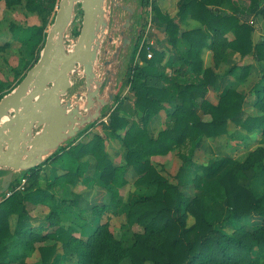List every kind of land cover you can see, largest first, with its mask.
Wrapping results in <instances>:
<instances>
[{"label": "trees", "instance_id": "trees-1", "mask_svg": "<svg viewBox=\"0 0 264 264\" xmlns=\"http://www.w3.org/2000/svg\"><path fill=\"white\" fill-rule=\"evenodd\" d=\"M0 2L26 16L30 13L49 16L56 14L60 0ZM146 4L152 6L168 42L176 49L175 73L165 74L161 68L164 51L148 43L141 46L140 32L132 33V26L127 28L126 34L132 38V43L122 55L129 60L124 67L120 65L124 61L122 58L113 64L117 91L110 106H115L109 113L106 109L109 106L104 108L101 117L77 134L81 135L108 116L110 132L122 140L125 164L114 165L106 149V140L95 134L86 143L73 140L63 145L42 164L24 171L28 177L26 188L9 196L5 193L0 199V264H25L16 262L20 254L11 255V250L30 252L36 247L41 253L38 264H51L60 247L65 250L63 264H122L126 259H129L127 264H264V146L252 150L244 160L221 157L202 166V171L193 177V196L184 195L180 185L171 182L152 163L153 156L188 147L199 137L215 138L228 133L230 121L247 133L259 131L264 137V40L253 42L254 27L241 19L240 7L234 0H190L180 6L175 17L162 12L156 0H140L139 8ZM248 12L264 17V0H250ZM188 16L201 25L182 30L180 23ZM135 21L141 23L138 14ZM42 29L40 25L17 23L4 17L0 19V44L24 42L26 49L36 55L30 69L39 60L45 45L48 31ZM228 34H232V38L229 39ZM206 45L213 50L217 65L226 59L228 49L242 58L252 55L263 63L262 77L252 89L256 96L255 106L263 111L262 114H247L244 111L247 95L236 88H229L217 103L206 99V93L216 87L218 80L213 68H203L201 53ZM151 48L154 52L149 57ZM138 56L142 64L137 61ZM249 70V65L236 63L228 73H241L238 76L245 79ZM120 82L130 87L131 93L125 97L134 99L133 119H128L119 105ZM172 100L176 102L171 113L173 124L156 137L151 136L147 130L150 119L159 113L165 102ZM207 114L211 116L209 120L204 119ZM88 154L95 158L96 170L110 202L117 200L120 188L126 183L129 166L138 173L137 183L155 186L153 193L141 196L129 206L128 224L141 228L134 232L131 241L116 237L109 224L102 221L106 202L92 208L98 217L94 227L87 225L86 217L81 223L66 225L60 214L37 218L30 213V203L38 205L54 196L48 188L37 184L45 167L58 160L74 161V171L57 173L52 170L53 180L49 184H61L64 193H69L70 185L80 180L83 165L80 160ZM179 154L186 163L180 173H185L195 164L184 150ZM248 172H252L251 176ZM17 184L12 183L11 188ZM70 193L61 197L60 206L71 209L79 206L82 193ZM13 214L17 215L14 231L10 228ZM189 214L194 217L190 225L187 222ZM50 241L55 243L48 244Z\"/></svg>", "mask_w": 264, "mask_h": 264}, {"label": "rangeland", "instance_id": "rangeland-1", "mask_svg": "<svg viewBox=\"0 0 264 264\" xmlns=\"http://www.w3.org/2000/svg\"><path fill=\"white\" fill-rule=\"evenodd\" d=\"M150 1L153 2L154 0ZM187 1L190 0H156L162 12L168 14L170 17H175L180 9V6ZM130 2L138 7L140 5V0H121L122 4ZM234 2L240 7L239 15L241 16V19L250 22L254 27L252 37L253 42H261L262 37H264V17L260 14L254 15L248 12L250 0H244L243 4L241 0H234ZM160 3L164 4L163 8L161 7ZM150 4H146L144 7L140 6V10H137V14L140 13L141 18V27L139 31L141 43L143 40H146L147 43L151 45L150 47L164 51L165 55L163 61L161 62V68L165 74L175 73L173 68L175 67L173 66V57H178L176 49L173 48V46L168 42L167 34L163 30L162 25L158 22L159 19L157 18L155 11ZM76 12L78 13V19L75 20L73 24H71L67 31L73 37H77V32H79L82 27L83 10L80 4L76 5ZM55 15L56 14H51L48 16L45 13H30L28 16H26L22 13V11L10 10L8 7H6L4 2H0V19L5 17L9 21L11 20L17 23L28 22L29 25H40L43 28V32H47L49 30L50 26L55 20ZM125 16V12H122L120 17H122V20H124ZM190 19H192L193 22H191ZM180 24L182 30L198 27L201 25V23L192 16H188L185 21H182ZM136 29L137 26L133 25L132 30L134 31L132 33H135ZM158 30H162V32L165 33V38L157 36L159 35ZM209 35H211V33H209ZM230 35H227L229 39ZM67 43L69 42L66 41V44ZM26 48V44L22 41L16 42L14 44H0V97L16 87L20 81L19 79H21L26 74L31 64L35 61L36 55H33ZM206 48L210 49L212 54L207 51ZM153 50L154 49L151 48L149 51L153 53ZM227 52L226 59L222 60L219 65H217L214 52L210 46L206 45V47L202 50L201 57L203 60V68H213V70L218 74L217 85L214 89L211 88L206 93V99L212 103H217L220 96L224 94L229 88H236L247 95V99L244 104V111L252 116L262 114L263 111L255 106L256 96L254 93L249 95L248 91L256 81L261 79L262 71L260 69L263 63L260 61V65L259 63H253L255 69L252 70L253 64L252 66L250 64L244 65L242 64L243 59H239L236 54L231 52V49H228ZM121 58L124 61L120 65L124 67L129 59L128 56L124 54L121 56ZM137 61H139L141 64L143 63L140 58H138ZM236 63L242 66H250V70L245 79H241L238 76L241 73H228L229 69ZM258 65L260 67L257 69ZM163 66H165V69H163ZM79 76L80 75H75L74 78ZM182 79L184 80V78ZM76 85L77 87L74 90L79 88L78 84ZM118 93L119 96H121L120 104H118L123 107L122 113L125 114L128 119H133L134 99L125 97L126 94L130 95V87L125 83L120 82ZM114 106H109L106 108L107 112L112 111ZM175 107L176 102L174 100L165 102L164 107L159 111V113L150 119L147 125V130L151 136L156 137L161 131L173 124L171 113L175 110ZM210 118V114H207L204 117L205 120H209ZM107 125L108 116L102 118L98 123H96L94 126H91L81 135L69 139L63 145H67L73 140L74 143L75 141L77 142L80 140L86 143L92 139L95 134H100L106 140V149L113 164H125L126 161L123 158L121 152L122 140L121 138L114 137ZM227 128L228 133L226 134H222L215 138L202 136L199 137L198 140L190 143L188 147L176 149L164 155H155L152 157V163L156 166L157 170L169 178L171 182L179 184L184 195L193 196L195 192L193 177L196 173H198V171H202V166H207L213 160L221 157H232L234 159L244 160L252 150L259 146H264V137H262L263 135L259 131L247 133L232 121L228 123ZM122 134L123 133L121 132L120 135ZM181 150H184V152H186L187 155L191 157L195 164L190 167L189 170L187 169L185 173H180V168L186 164L181 160L179 154ZM80 161L83 162L80 171V180L76 185H70L69 193H64V188L61 184L51 186H49V184L53 180L52 170L58 171L57 173H64L68 169L74 171L76 169L74 161L68 162L65 160H58L55 163L45 167V170H43L37 184L41 185L43 188H48L49 191L54 194V196L48 198L44 202L39 203L38 205L29 204L31 215L33 217L41 218L47 217L50 214H60L62 217V223L66 225L71 222L81 223L83 217H86V220L88 221L87 225L94 227L97 224L96 219H98V217L92 212V208L96 204L100 205L106 202L107 208L101 217L102 221L109 224L110 231L113 232L116 237L122 238L125 242L131 241L134 232L140 230L141 228L138 226H130L128 224L127 212L129 206L141 196L153 193L155 191V186L137 183L136 180L138 178V173L133 168V166H129L127 169L128 172L126 174V183L120 188V194L117 200H115V202H110L107 189L103 186L99 178L98 171L96 170V161L94 156L92 154H88L82 157ZM251 174L252 172H248L249 176H251ZM16 176L19 177L20 174H16ZM16 179L19 180V178ZM70 191H80L82 193V198L79 200V206L73 209L64 205L60 206L58 203L62 196L66 194L70 195ZM5 193L6 192L0 195V199L5 196ZM81 209L84 210V212ZM16 219L17 215L13 214V216L10 217L11 229H14ZM187 222L189 225L192 224L194 222V217L189 214ZM47 243L52 244L55 242L50 241ZM19 252L20 256L16 262H23L25 264H38L41 261V253L37 247L30 252L27 250H21ZM64 253L65 250L60 247L57 254L52 259V262L50 263L63 264L64 261L62 259V255H64ZM127 261H129V259L123 261L122 264H127Z\"/></svg>", "mask_w": 264, "mask_h": 264}, {"label": "water", "instance_id": "water-1", "mask_svg": "<svg viewBox=\"0 0 264 264\" xmlns=\"http://www.w3.org/2000/svg\"><path fill=\"white\" fill-rule=\"evenodd\" d=\"M83 10L82 27L74 44H66L67 31L77 18L76 5ZM118 0H60L55 20L50 26L37 63L28 70L22 81L0 99V175L1 192H6L16 179V174L42 164L66 141L77 136L82 126L100 117L101 105L109 104L100 94L103 79L98 65L104 41L113 43L114 33L119 30L122 41L110 53L102 65L106 70V86L114 98L115 70L111 65L119 60L132 38L126 29L132 25L136 5L121 4L129 13L124 23L113 20L118 28H112V7ZM75 75L85 81L86 101L76 100L78 92L68 97ZM98 101L92 115L84 114ZM7 118V119H4Z\"/></svg>", "mask_w": 264, "mask_h": 264}, {"label": "flooded vegetation", "instance_id": "flooded-vegetation-1", "mask_svg": "<svg viewBox=\"0 0 264 264\" xmlns=\"http://www.w3.org/2000/svg\"><path fill=\"white\" fill-rule=\"evenodd\" d=\"M118 2L120 3V5H118L116 7H114V5H113V8H112V16H111L112 17V21H111L110 31H111L112 28H115V27L118 28V25L113 20V16L117 15L118 22L122 24V23H124V20H122V17H120L122 12H125L126 16L129 15L128 11L126 9L122 8L121 0H118ZM135 7H136V9H135V11H134V13L132 15V25L131 26H133V25L137 26L136 34H138V31H140L141 23H137V21H135V20L137 18V10H140V8L138 6H135ZM126 16H125V18H126ZM138 17H140V13H138ZM120 29H121V27H119V30ZM119 30L117 32H115V37H114L115 41L113 43L108 44V37L104 41V44H103V47H102V54L100 55V59H99V62H98V65L100 66L99 74L101 75V77L103 79V82H104L102 87H101L100 94L106 101H109L108 105H105V106L101 105L100 117L102 116L103 112L105 111L104 108L110 106L113 103V101L115 99L116 91H117L115 89V86H114V89H113L114 98L112 100H110L109 93H110L111 89L105 85L106 84L107 75H106V70H105L104 66L102 65V63L108 57V54H105V52H104V49H105L104 47H106L107 44H108L107 48L110 49V53L109 54H111L115 50L117 44L122 41V36L119 34ZM116 38L119 39L120 41L117 40ZM121 55H122V52H121V54L119 56L120 57L119 59H121ZM111 68L114 69L113 64L111 65ZM83 78L84 77L81 76V75L79 77H77V78H74V77L72 78L74 80V84H73L72 88L69 90L68 97L71 96L72 94L76 93V92H82L83 95L77 97L76 100L81 101V102L84 103V101H86L87 92H86V88H85V81H84ZM76 84H78L79 88L74 90L77 87ZM99 105H100V103L98 101H96L95 105L90 110H85V111L83 110L84 114H86V115L94 114L96 112L97 108L99 107ZM91 123H93V122H91ZM91 123H88V124H85L84 126H82L81 130L83 128L89 126Z\"/></svg>", "mask_w": 264, "mask_h": 264}, {"label": "crops", "instance_id": "crops-1", "mask_svg": "<svg viewBox=\"0 0 264 264\" xmlns=\"http://www.w3.org/2000/svg\"><path fill=\"white\" fill-rule=\"evenodd\" d=\"M241 2H242V4L244 3V0H241ZM160 5H161V7L163 8L164 7V4H162V3H160ZM190 21L191 22H193L192 21V19H190ZM158 32H159V35H157V36H160L161 38H165V33L164 32H162V30H158ZM228 35H230V34H228ZM232 35V34H231ZM230 35V38H232V36ZM262 40H264V37H262ZM257 43V42H256ZM206 50L207 51H209L211 54H212V51L210 50V49H208V48H206ZM240 54L239 53H236V56H238L239 57V59L240 58H242L241 56H239ZM243 59V63L242 64H250L251 66H252V64L253 63H259V61H257L256 60V58L255 57H253L252 55H250V56H247V57H244V58H242ZM177 58H176V56H174L173 57V63H176L177 62ZM172 62V61H171ZM259 65H260V63H259ZM257 66V69L260 67V66ZM255 69V66H254V64H253V66H252V70H254ZM260 80V79H259ZM258 80V81H259ZM258 81H256V82H258ZM256 82L252 85V87L250 88V90L248 91V94L249 95H251V94H253V91H252V89H253V86L256 84ZM76 93H78V92H76ZM76 93H74V94H76ZM73 95V94H72ZM4 173H6V172H4ZM2 171H0V175H2V174H4ZM18 174H20V176H24L25 175V173L24 172H21V173H18ZM19 176V177H20ZM19 177H17L16 176V178H19ZM16 182H18L17 180H16ZM13 183H15V181L13 182ZM2 194V192H1V180H0V195ZM31 204V203H30ZM41 218H43V217H41ZM16 221H17V219H16ZM15 226H16V223H15ZM15 226H14V228H15ZM12 231H14V229L12 228ZM17 252V250H11V255H15V254H20V252L19 253H16ZM12 259H14V256L12 257Z\"/></svg>", "mask_w": 264, "mask_h": 264}, {"label": "built area", "instance_id": "built-area-1", "mask_svg": "<svg viewBox=\"0 0 264 264\" xmlns=\"http://www.w3.org/2000/svg\"><path fill=\"white\" fill-rule=\"evenodd\" d=\"M78 19V18H77ZM76 37H73V36H71V34H69L68 32H67V36H66V41H68L69 43H67V45H68V47H71L72 48V46H73V44H74V39H75ZM144 44H147V41L146 40H143L142 41V43H141V46H143ZM140 46V47H141ZM142 48V47H141ZM148 56L149 57H151L152 56V53L149 51V53H148ZM138 58H139V56L137 57V60H138ZM17 179H15V181H16ZM18 181V184L14 187V189H12L11 187L6 191V195L7 196H9V195H11L14 191H17V190H23V189H25L26 188V184H27V182H28V177L26 176V175H22V176H20L19 177V180H17Z\"/></svg>", "mask_w": 264, "mask_h": 264}, {"label": "bare ground", "instance_id": "bare-ground-1", "mask_svg": "<svg viewBox=\"0 0 264 264\" xmlns=\"http://www.w3.org/2000/svg\"><path fill=\"white\" fill-rule=\"evenodd\" d=\"M4 119H7V118H4Z\"/></svg>", "mask_w": 264, "mask_h": 264}]
</instances>
